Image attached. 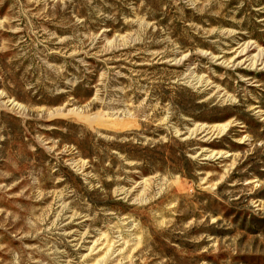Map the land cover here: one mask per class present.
Masks as SVG:
<instances>
[{
    "label": "rangeland",
    "instance_id": "rangeland-1",
    "mask_svg": "<svg viewBox=\"0 0 264 264\" xmlns=\"http://www.w3.org/2000/svg\"><path fill=\"white\" fill-rule=\"evenodd\" d=\"M0 264H264V0H0Z\"/></svg>",
    "mask_w": 264,
    "mask_h": 264
}]
</instances>
